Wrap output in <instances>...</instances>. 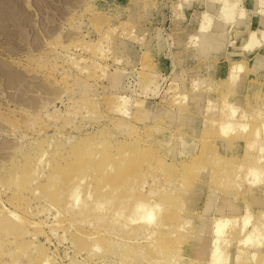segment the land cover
I'll use <instances>...</instances> for the list:
<instances>
[{"label":"rangeland","instance_id":"obj_1","mask_svg":"<svg viewBox=\"0 0 264 264\" xmlns=\"http://www.w3.org/2000/svg\"><path fill=\"white\" fill-rule=\"evenodd\" d=\"M202 24L208 26L203 31L226 37L219 38L220 49L215 45L201 55L198 48L203 35L200 29ZM253 32L261 44L248 53V50L242 48ZM263 56L264 0H0V207L2 204L13 206L12 202L17 201L15 184L22 179L19 185L27 184V178L21 177L23 172L31 173L33 168L41 170L45 165H52L53 172L63 173L64 168L73 165L72 162L57 160V151H75L81 156L88 150L87 146L89 149L97 144L111 146L118 150L107 154L102 151V147L100 159L106 156L116 164L118 159L115 156L118 158L127 152L129 158L132 156L131 161L137 169L149 168L147 177L137 174L135 177L138 178H134L137 179L136 183L132 185L129 180L131 185L127 186L129 181L126 184L122 178L100 176L101 179L94 174L92 178L90 171L89 174H78L77 170L83 168L77 166L76 174L86 176L82 184L78 183L77 193L84 191L86 194V185L90 184V180L93 184L95 180L101 179L102 183L110 184L111 188L124 186L109 201L111 205L107 202L108 208L106 203L103 204L106 207L103 210L105 214L101 213L102 209L96 211L102 220H108L111 211L121 209L120 199L116 196L123 199L122 195L128 191L124 196L125 199L129 198L126 203L128 206L123 208L128 216L131 215L134 223L128 222V217V225L121 218L118 225V222H114L110 226L119 229L118 226L125 222L129 228L136 227L134 230L131 228L132 231L124 226L128 235L125 236V232L119 229L118 234L110 240L101 235L98 238L100 249L97 247L92 250L83 246V243H89H86V234L93 225H97V219L94 218L96 214L93 211V214L87 213L91 206L84 208L83 192L79 199L83 202L75 203L78 207L74 203L72 206L67 200V207L72 206L74 210L68 208L69 213L63 210L62 203L52 204L51 200L39 203L38 199H30L26 203L33 207L35 205L34 208L39 212L36 210L28 218L42 226L37 241L34 245H27L25 255L19 257V263H25L29 258L27 255L33 259L38 258V250L45 249L49 255L54 256V264H158L161 259V264H210L213 249L220 244L227 257L222 262L224 264H264V216L261 214L264 212V204H261L264 201L258 202V198L264 196V150L258 151L264 144V63L259 62ZM235 64H241L243 69L239 73V80L232 87L226 81ZM183 88L185 91H182ZM221 111L234 113L230 116L233 123L229 117L234 129L224 133L223 138L219 137L215 142L213 137L220 129L216 123H212L219 122ZM243 124L249 126H245L244 133L257 129L258 140L254 139L257 143H253L252 149L247 150L245 145L236 149L229 140L242 130ZM121 144L123 147H120ZM42 149H46L47 156L35 168L36 156ZM211 149L222 150L223 160L236 154L251 155L253 163H249V166L247 163L236 166L237 171L240 169L238 174H224L222 186H219L220 179L217 181V173L213 170L220 163L215 160V164H205L204 160L203 168L200 169L201 165H198ZM33 150H36L35 153ZM201 152L204 155L194 160L193 156ZM188 163H192L194 168L188 166ZM250 165L251 172L245 170ZM253 167L260 173L259 181H252ZM230 175H233L232 178ZM241 177L248 178L245 180ZM234 179L236 185H233ZM42 181L43 178L38 184L39 195L46 191ZM142 181L144 185L138 189L137 184ZM167 188L168 192H164ZM151 190L153 192L150 195ZM169 193L174 195L170 197ZM162 194L165 195L164 199H161ZM138 197H148L144 198L148 202L145 209H152L154 220H160L165 225L171 223L174 230L166 234V241L163 239L155 243L154 238L164 234L162 229H154L155 221L139 220L144 210L132 211ZM102 199L98 197L97 203ZM69 201L75 202L73 198ZM209 201L212 203L207 211ZM77 208L83 209L81 213H78L80 210ZM109 209L112 210L106 212ZM80 214L82 218L79 220ZM247 214L250 215V222L242 228L243 218ZM86 216L95 219H90L92 225ZM71 217L76 218V223L77 220L84 223L69 227L67 223ZM83 217H86L88 223L82 220ZM233 217L234 220L231 219ZM216 219H222L228 225L221 238L216 235ZM137 226L141 227L139 231ZM182 229L189 232V236L192 233L193 237L180 238L188 235L184 232L183 236ZM253 229L254 236H257L247 244L244 239ZM150 230L156 231L152 238L149 235V238L146 237ZM238 230L244 231L236 233L239 236L233 235V231ZM140 231L148 232L145 235ZM46 235L50 239L48 242L45 240ZM240 239L245 242L241 243ZM225 240L232 241L228 244ZM79 245L83 248H79ZM94 252L97 254L94 255ZM17 254L20 253L14 256ZM5 259L0 260V263L5 261V264H9V258Z\"/></svg>","mask_w":264,"mask_h":264},{"label":"bare ground","instance_id":"obj_2","mask_svg":"<svg viewBox=\"0 0 264 264\" xmlns=\"http://www.w3.org/2000/svg\"><path fill=\"white\" fill-rule=\"evenodd\" d=\"M229 6H230V4H229ZM242 13H244V12H242ZM241 15V14H240ZM210 21V20H209ZM219 23V22H218ZM217 23V24H218ZM242 23V22H241ZM236 24V23H235ZM221 25V24H220ZM237 25V24H236ZM208 26L206 25V27H205V25L204 24H202V26H201V34H203L202 36H201V39H200V46H199V48L198 49H200L198 52H200L201 53V55H202V53H204V52H209L210 51V48L212 47V46H215V45H217L218 46V48H219V44H221V43H219V41L218 40H220L221 39V37H226V35L224 36H221L220 37V35H218V36H216V35H212V33L211 34H209L208 33V30L207 31H203L204 29H206ZM222 27H224V26H222ZM225 28V27H224ZM217 29V28H216ZM219 29H220V27H219ZM225 30V29H224ZM225 33V32H224ZM79 35V34H78ZM250 37V38H249ZM248 37V40L250 41H248V43H246V45L244 46V48H242V49H245V50H248L247 52L248 53H251L253 50H255L256 48H258L259 46H260V41L256 38V35H255V33L253 32V33H251L250 34V36ZM220 38V39H219ZM222 39H224V38H222ZM226 39V38H225ZM223 40H221L220 42H222ZM230 41V40H229ZM224 43H225V41H224ZM224 43H222L223 45H225ZM234 43V42H233ZM213 49H214V47H213ZM220 49V48H219ZM215 50V49H214ZM218 51V50H217ZM242 52V51H241ZM197 53V52H196ZM200 53H198V54H200ZM217 53V52H216ZM208 54V53H207ZM207 54H205V55H207ZM211 54H212V52H211ZM204 56V55H203ZM208 56V55H207ZM209 56H210V54H209ZM215 57H216V55H215ZM207 58V57H206ZM229 61H231V60H229ZM245 61V60H244ZM259 62L260 63H264V56H263V58L262 59H260L259 60ZM97 64V63H96ZM95 66V65H94ZM100 66H101V64H100ZM99 66V67H100ZM102 68H104V67H102ZM241 69H243V66L241 65V64H235L234 66H233V68H232V70L229 72V74H228V78H227V81H226V84H228V85H231L232 87H234L235 86V84H236V82L239 80V77H240V75H239V73H240V71H241ZM243 71V70H242ZM244 75V74H243ZM182 87V86H181ZM196 88V87H195ZM184 90V88L182 89V91ZM185 91V90H184ZM185 93V92H184ZM235 95V94H234ZM195 100V99H194ZM224 100H223V104H224ZM230 106H232V105H230ZM220 110H221V107H220ZM246 110V109H245ZM244 110V111H245ZM232 111V110H231ZM243 112V111H242ZM259 112V111H258ZM264 113V112H263ZM243 114H244V112H243ZM256 114V113H255ZM257 114H259V113H257ZM232 115H234V113H226V112H224V111H221V113L219 114V116H218V118H219V122L217 123V122H213L212 123V125H214L215 123L219 126V131L217 132V134H216V136H214L213 138H215L214 139V141L216 142V141H218L217 140V138H219V137H222L223 138V134L225 133V134H227V133H229L230 132V130H233L234 128H233V119L231 118L232 117ZM236 115V114H235ZM231 116V117H230ZM257 116V115H256ZM232 119V123L229 121L230 120V118ZM244 117V116H243ZM244 118H246V116L244 117ZM251 118V117H250ZM181 119V118H180ZM254 119H255V117H254ZM258 119V118H257ZM256 119V120H257ZM194 120V119H193ZM243 120V119H242ZM247 120V119H246ZM246 120H244L243 122H245ZM261 121V120H260ZM249 122V121H248ZM253 122H255V121H253ZM252 122V123H253ZM257 122V121H256ZM236 124V123H235ZM238 124V123H237ZM242 124V123H241ZM210 125V124H209ZM246 125H248V123H246ZM245 125V126H246ZM263 126H264V123L262 124ZM189 126H190V124H189ZM244 126V124L243 125H241V128H242V130L241 131H239V132H237L236 133V135H232L233 137L232 138H230L229 140H230V142H231V144L236 148V149H238L239 147L241 148L242 146H244V147H246V149L248 150V149H250L251 147H252V145H253V143L255 142L254 141V139L257 137L256 135H257V129H254V130H251L250 132H246V133H244L245 131V129H246V127L248 128L249 126H246L245 127ZM236 127H238L237 125H236ZM240 128V129H241ZM137 129V128H136ZM235 129H237V128H235ZM138 130V129H137ZM136 130V131H137ZM136 131H135V133H136ZM139 131V130H138ZM212 131V130H211ZM232 132V131H231ZM263 132H264V130H263ZM138 133V132H137ZM210 133V132H209ZM209 135V134H208ZM259 135V134H258ZM257 139V138H256ZM259 139H260V137H259ZM50 140V139H49ZM258 140V139H257ZM90 141V140H89ZM95 141V140H94ZM101 141V140H100ZM109 141V140H108ZM260 142V141H259ZM263 142V141H262ZM92 143V142H91ZM255 143H257V142H255ZM48 144V143H47ZM47 144H46V146H47ZM64 144V143H63ZM89 145V144H88ZM95 145V144H94ZM257 145V144H256ZM264 144H262L261 145V148L260 149H258V151H260V152H262L263 150H264V146H263ZM31 146H33V144L31 145ZM38 146V145H37ZM73 146V145H72ZM75 146V145H74ZM139 146V145H138ZM138 146H137V148H138ZM259 146V145H258ZM35 147V146H34ZM42 147V146H41ZM56 147V146H55ZM61 147V146H60ZM59 147V148H60ZM82 147V146H81ZM88 147V146H87ZM86 147V149H88L83 155H81L80 156V153H79V155L77 154V153H75V151L74 152H69V153H65L64 151H57V153H59V156H58V158H57V160H64L65 161V163L66 162H72L73 163V165L72 166H70V167H67V169L66 168H64L63 169V173H59V172H57V173H55V172H53V167H51V166H46L45 164H43V165H45V166H41L43 169H34L33 168V170H32V172L30 173L29 171H25V172H23V175L21 176L22 178L24 177V178H27L28 179V181H27V179H26V183L27 184H24V185H19V183H20V181L22 182V180H20V181H18L19 183H17V184H15V187H14V194H15V196L17 195V197H18V199H17V201L19 200V202H17V204H16V202H12L13 203V206H6V205H3L2 203V206L0 207V260H4L5 258H9L8 260H10V263L9 264H54V256L53 255H49L48 253H47V251L45 250V249H41V250H38V258L36 257V259L34 258H32L30 255H27L29 258L26 260V262L25 263H19V262H21V261H19V257L21 256V255H25V251L27 250V245L28 244H33V243H35V241H37V239H38V236H39V232L38 231H40L39 230V228L42 226L41 224H39L38 222H34V221H32V220H30L29 218H28V216H31L32 214H34V212L37 210V208H34L35 207V205H34V207L32 206V205H28L27 203H28V201L30 200V199H32V198H35V199H38L39 200V203L40 202H46L47 200H49V202H50V200L52 201L51 203L52 204H63V206H61L62 208H64L63 210H66L67 211V213H69L68 212V208H70V206L69 207H67V204H65L66 202H67V200H68V202H69V204H70V202H71V204H72V206H73V203L75 204H77L78 202H81L82 201V199L81 200H79L80 199V195L81 194H83L84 193V191H81L80 193H77L78 192V183H80V184H82L83 182V180L85 179V175L83 176V175H77L76 173V168H78L77 166L79 165V167H82L83 169H81V170H83V171H81V170H77V171H81L80 173L78 172V174H82L83 172L84 173H86V172H88L87 174H89V171H90V174H92V178H93V174L94 175H96L97 177H100V176H108V177H115V178H122V180H124V181H126L125 183L127 184V182L130 180V181H132V185H133V183H136V180L137 179H134V178H138V177H135V175H139V174H141V175H143V177L145 176V177H147V175H148V172H149V168H144V167H140V168H138L137 169V167H136V164H133V161H131L132 159V156H131V158H129V156L126 154V153H122L123 155L122 156H119L118 158H117V155L114 157L115 159H118L117 161H116V164H115V161L113 162H111V160H109L106 156H101V157H104V158H102V159H100V151H101V149H102V147L103 146H99V144H97V146H92L90 149L89 148H87ZM120 147H123L122 146V144H121V146ZM212 148H213V146H211ZM44 148V147H43ZM58 148V149H59ZM141 148V147H140ZM253 148H254V146H253ZM48 149V148H47ZM57 149V150H58ZM65 149V148H64ZM71 149V148H70ZM69 149V150H70ZM75 149V148H74ZM136 149V148H135ZM246 149H244V151L246 150ZM252 149V148H251ZM46 149H42V150H40V152L38 153V155L35 157L36 158V160H37V164H35L34 163V167L36 168V166L38 165V164H41L42 163V161H44L43 159H44V157L45 156H47L46 155V151H45ZM63 150V149H62ZM73 150V149H72ZM115 150H118V148H116ZM115 150L114 149H112L111 148V146H105V147H103V149H102V151L104 152V153H109V154H112V153H114L115 152ZM34 151V150H33ZM36 151V150H35ZM35 151H34V153H35ZM77 151V150H76ZM126 151V150H125ZM124 151V152H125ZM55 152V151H54ZM82 152H83V150H82ZM81 152V153H82ZM135 152V151H134ZM138 152V151H137ZM209 152V151H208ZM208 152H206V153H208ZM247 152V151H246ZM259 152V153H260ZM33 153V154H34ZM103 153V154H104ZM118 153V151L115 153V154H117ZM259 153H257L258 155H259ZM30 154V153H29ZM121 154V153H120ZM119 154V155H120ZM131 154H133V153H131ZM201 154H202V152L200 153V154H195L194 156H193V159L194 160H197L198 158H200L201 157ZM9 156L10 155H12V154H8ZM23 155V154H22ZM105 155V154H104ZM202 155H204V154H202ZM208 155V154H207ZM223 155H224V152L222 151V150H220V149H211V151L209 152V155L208 156H206V158H203V159H201L202 161H200V163L198 164V165H201L200 166V169L201 168H203V163H204V160L206 161L205 162V164H211V163H214L215 164V160L216 161H218L220 164H219V166H217V169H216V165H218V164H216L215 166H214V168L216 169V170H213V171H215V173H217L216 175H217V177H216V179H217V181L220 183H216V184H219V186L221 185L222 186V184H221V180H223L222 179V177L224 178V174L226 175V174H230V173H234V174H238V171L240 170H236L235 168H236V166L237 167H239L240 165L239 164H242V163H247V166H249V163H253V158L251 157V155H241V154H236V155H233L231 158H225L226 159V161H225V159L223 160L222 158H223ZM28 156V155H27ZM33 156V155H32ZM133 156H135V155H133ZM138 156V155H137ZM256 156V155H255ZM254 156V157H255ZM260 157V156H259ZM11 157H9V159H10ZM22 158H24V157H22ZM30 158V157H29ZM33 158V157H32ZM52 158V157H51ZM55 158V157H54ZM133 158H135V157H133ZM262 158H264V157H262ZM19 159V158H18ZM25 159V158H24ZM53 159V158H52ZM136 159H137V157H136ZM30 160V159H29ZM31 160H33V159H31ZM35 160V161H36ZM114 160V159H113ZM213 160V161H212ZM261 160V159H260ZM19 161V160H18ZM9 162V161H8ZM16 162V161H15ZM25 162H27V161H25ZM47 162V161H46ZM134 162H135V160H134ZM202 162V163H201ZM17 163V162H16ZM24 163V162H23ZM45 163V162H44ZM48 163H49V161H48ZM71 163V164H72ZM217 163V162H216ZM10 164V163H9ZM30 164V163H29ZM55 164V163H54ZM64 164V163H63ZM68 164V163H67ZM146 164V163H145ZM189 164V163H188ZM49 165V164H48ZM143 165V164H142ZM187 165V164H186ZM191 165H192V163H191ZM190 164L188 165V166H190V167H193V166H191ZM197 165V166H198ZM245 165V164H244ZM21 166V165H20ZM54 166V165H53ZM57 166V165H56ZM59 166V165H58ZM66 166V165H65ZM64 166V167H65ZM149 166V165H148ZM206 166L207 165H205V168H206ZM209 166H211V165H209ZM242 166V165H241ZM246 166V165H245ZM246 166V167H247ZM9 167H10V165H9ZM60 167V166H59ZM183 167V166H182ZM185 167V166H184ZM189 167V168H190ZM245 167V168H246ZM264 167V166H263ZM22 169L24 168V167H21ZM20 168V169H21ZM194 168V167H193ZM198 168V167H197ZM208 169H209V167H207ZM241 168V167H240ZM244 167H242L241 169H243ZM257 168V167H256ZM261 167H259L258 169H260ZM10 169H11V167H10ZM13 169V168H12ZM57 168H55V170H56ZM188 169V168H187ZM190 169H192V168H190ZM196 169V168H195ZM195 169H192V170H195ZM199 168H198V170H200ZM210 169H211V167H210ZM235 169V170H234ZM238 169V168H237ZM9 170V169H8ZM27 170V169H26ZM30 170V169H29ZM134 170V171H133ZM184 170H185V168H184ZM189 170V169H188ZM245 170H247V171H250V170H252V166L250 165V167H248V169H245ZM253 174H254V176H252V177H254V179L252 180V181H254L255 179L257 180V181H259V175H260V173H259V171L258 170H256L254 167H253ZM264 170V169H263ZM22 171V170H21ZM186 171V170H185ZM212 171V169H211V173L213 172ZM14 172V171H13ZM184 172V171H183ZM245 172V171H244ZM243 172V173H244ZM251 172V171H250ZM18 173V172H17ZM181 173V172H180ZM215 173H213V175L215 174ZM21 174V173H20ZM150 174V173H149ZM152 174V173H151ZM150 174V175H151ZM246 174H249V173H246ZM245 174V175H246ZM252 174V175H253ZM10 175V174H9ZM18 175V174H17ZM64 175L66 176V177H64ZM184 175H186V172H184ZM212 175V176H213ZM216 175H214V176H216ZM219 175V176H218ZM242 175V174H241ZM245 175H243V176H245ZM63 176V177H62ZM153 175H151V177H152ZM167 176V175H166ZM182 176V175H181ZM211 176V175H210ZM211 176V177H212ZM227 176V175H226ZM231 176V178H232V176L233 175H230ZM11 177H12V175H11ZM16 177V176H15ZM19 177V176H18ZM20 177V178H21ZM88 178V181H89V176H87ZM91 177V176H90ZM173 177V176H172ZM171 177V178H172ZM179 177H180V175H179ZM185 177V176H184ZM219 177V178H218ZM236 177V176H235ZM238 177H240V175H238ZM259 177V178H258ZM41 178H43V181H42V186H44V188L46 189V191H43L42 189V191L44 192L43 194L40 192V194H42V195H39L38 194V192H37V190L39 191L40 189H38L39 187H38V184H39V182H40V180H41ZM63 178H65L64 180H63ZM101 179H102V177H100ZM156 179H157V177H155ZM154 177H153V179H155ZM165 178V177H164ZM174 178V177H173ZM183 178V177H182ZM182 178H181V181H182ZM213 178V177H212ZM226 178V177H225ZM242 178V177H241ZM248 178V177H247ZM247 178L245 177V178H242V179H245V180H247ZM97 179V178H96ZM101 179H98V180H100V183H102V180ZM184 179V178H183ZM227 179V178H226ZM262 179H264V177L262 178ZM17 180H18V178H17ZM95 180V179H94ZM96 181L95 180V182L96 183H98L97 185H96V183H93V184H95V186L91 183V180H90V182H88V183H90L89 185H86V182L84 183L85 185H86V194L85 195H83V197H84V199H85V207L84 208H86V207H89V206H91L90 208H89V212H87L88 213V215L89 214H93V213H91L92 211L96 214L97 212V210H99V209H102V214H105V213H103V212H105V211H103V210H105L106 209V207L104 208L103 207V204H107V202H109V201H111L114 197L113 196H115L114 194L115 193H117L119 190H120V188H123L124 186H122L121 184H123L124 183V181H123V183H121L120 184V186H122V187H118L117 188V186H116V188L115 187H112L111 188V186H109L110 184H108L107 185V183L105 184L104 182L102 183V184H100L99 183V181ZM112 180V179H111ZM128 180V181H127ZM134 180H135V182H134ZM145 180V179H144ZM167 180V179H166ZM175 180H176V178H175ZM214 181H216L215 180V178L213 179ZM213 180H211L212 181V183H213ZM129 181V182H130ZM169 181V180H168ZM229 180H227V182H228ZM236 181H237V177H236ZM250 181V180H249ZM256 181V182H257ZM261 181V180H260ZM17 182V181H16ZM106 182H108V181H106ZM116 183H117V181H115ZM129 182H128V185L127 186H129V185H131V182H130V184H129ZM156 182V181H155ZM171 182V181H170ZM169 182V183H170ZM233 182V181H232ZM247 182V181H246ZM251 182V181H250ZM250 182H248V184L250 183ZM108 183H110V182H108ZM124 183V184H125ZM228 183H230L231 185H232V183L231 182H228ZM235 183V184H234ZM234 183H233V185H236V182H235V179H234ZM238 183V182H237ZM257 183H259V182H257ZM40 184V185H41ZM214 184H215V182H214ZM251 184V183H250ZM11 185V184H10ZM118 185V184H117ZM138 186H139V188L138 189H140V187H143V181L142 182H140V183H138L137 184ZM135 186V187H138V186ZM232 185V186H233ZM254 185V184H253ZM253 185H251V186H253ZM41 186V187H42ZM126 186V185H125ZM216 186V185H215ZM218 186V185H217ZM218 186V187H219ZM225 187H226V185H224ZM228 186V185H227ZM257 186V185H256ZM13 187V186H12ZM148 187V186H147ZM183 187V186H182ZM231 187V186H230ZM237 187H238V185H237ZM236 187V188H237ZM84 188V187H83ZM129 188V187H128ZM130 188H133V186L132 187H130ZM228 188H229V186H228ZM240 189H241V187H239ZM8 189V188H7ZM136 188H134V189H132V192L135 190ZM215 189H218V188H215ZM230 189V188H229ZM232 189V188H231ZM235 189V188H234ZM5 190H6V187H5ZM83 190H85V188L83 189ZM128 190H130V189H128ZM159 190V189H158ZM168 190V188L166 189V190H164V192H168L167 191ZM170 190V189H169ZM226 190V189H225ZM12 191V190H11ZM122 192H123V190H121ZM149 191V190H148ZM170 191H172V190H170ZM213 191V190H212ZM230 191H232V190H230ZM83 192V193H82ZM125 192V191H124ZM128 192V191H127ZM127 192H125L122 196H123V199H121L120 197H119V195L118 196H116V198L118 199H120L119 201H120V208L121 209H118L116 212H113V211H111L110 209H109V211H106V212H110L111 213V215L109 214V213H107V214H109L110 216H109V218H108V220H102V218L100 217V216H98L99 214H96V216L94 217L95 219H97V225H93V227H92V229H91V231H89V233L88 234H86V236H85V239L87 240L86 241V243L87 242H89L90 243V245H89V243L88 244H86V245H84V243H83V246L84 247H87L88 246V248H92V250L93 249H98L100 246H98L99 245V241H98V238L99 237H101V235L102 236H104L105 238H107V239H111V238H113L115 235H117L118 234V230L119 229H122V231L123 232H125V228L127 227V226H125V224L127 223V219H128V217H129V220H128V222H130V221H132L131 220V215L130 216H128L127 215V212L125 211V209L123 208L125 205H127L126 203L128 202V199L129 198H127V199H125V194L127 193ZM131 192V193H132ZM146 192V191H145ZM151 192H153L152 190L150 191V195H151ZM156 192V191H155ZM163 192V193H164ZM215 192V191H214ZM233 192V191H232ZM216 193V192H215ZM227 193V192H226ZM234 193V192H233ZM11 194H13V193H11ZM143 194V193H142ZM170 194V197H171V195H174V194H171V193H169ZM26 195H29V196H26ZM149 195V194H148ZM163 195L164 194H162V196H161V199H164V197H163ZM227 195V194H226ZM264 195V194H263ZM262 195V196H263ZM14 196V195H13ZM12 196V197H13ZM129 196H130V194H129ZM132 196V195H131ZM165 196V195H164ZM181 196V195H180ZM231 196V195H230ZM234 196V195H233ZM258 196V195H257ZM260 196V195H259ZM97 197V199H98V197H100V198H103L101 201H103L104 199V202H101V201H99V203H97V199H95ZM163 197V198H162ZM74 199L75 200V202H73V201H69L70 199ZM139 198V197H138ZM136 198L137 199V203H136V205L135 206H133V208H132V211H134V212H139L140 210H144L145 211V213H144V211H143V213H142V215H141V213L139 214V215H141V217H140V221L141 220H145V221H143V222H146V220L147 221H149V222H151V223H153L154 221L156 222V225L155 224H153L155 227H154V229L157 227L158 229H162V232L164 233V234H162V235H157L155 238H154V240L153 241H155V243L156 242H158V241H160V240H165V236H166V234H168L169 232H171V230L173 229V227H171L170 226V224L171 223H169V224H167V225H165V224H162V222L159 220V221H156V220H154V213H153V211H152V209L151 210H148V208H146L145 209V204L146 203H148V202H145V199L144 198H148V197H143V198ZM235 198V197H234ZM264 196L263 197H260V198H258V202H260V201H264ZM116 199V200H117ZM132 199V198H131ZM34 200V199H33ZM148 200V199H147ZM146 200V201H147ZM158 200H160V199H158ZM232 200V199H231ZM244 200H246V199H244ZM256 200V199H255ZM15 201V200H14ZM132 201H133V199H132ZM212 201V200H211ZM226 201V200H225ZM27 202V203H26ZM83 202V201H82ZM81 202V203H82ZM160 202V201H159ZM158 202V203H159ZM180 202H182V200L180 201ZM232 202V201H231ZM11 203V204H12ZM38 203V202H37ZM38 203V204H39ZM81 203H80V205H81ZM156 203V202H155ZM157 203V204H158ZM210 203H212V202H210L209 201V203L207 204V206H206V210L207 211H209V205H210ZM31 204V203H30ZM74 205V206H77V205ZM95 204V205H94ZM108 204H110V202L108 203ZM108 204H107V208H108ZM160 204H162L161 202H160ZM253 204H255V203H253ZM261 204H264L263 202L261 203ZM39 205H41V204H39ZM38 205V206H39ZM48 205V204H47ZM46 205V206H47ZM111 205V204H110ZM180 205H182V203L181 204H179V206ZM232 205V204H231ZM259 205V204H258ZM32 206V207H31ZM37 206V205H36ZM42 206V205H41ZM50 206H51V204H50ZM53 206V205H52ZM57 206V205H56ZM72 206H71V208L69 209V210H71L72 209ZM128 206V205H127ZM126 206V210H127V207ZM233 206V205H232ZM61 207L59 208L58 207V209L59 210H62L61 209ZM78 207V206H77ZM103 207V208H102ZM112 207V206H111ZM158 207V206H157ZM234 207V206H233ZM39 208V207H38ZM44 208H46L45 210H47V207H45V204H44ZM114 208V207H113ZM151 208H153V207H151ZM159 208H161V206L160 207H158V209ZM210 208H211V205H210ZM221 208V207H220ZM247 208V207H246ZM245 208V211H247V209ZM57 209V210H58ZM76 209V208H75ZM79 208H77V210H78ZM150 209V208H149ZM162 209V208H161ZM160 209V210H161ZM58 210V211H59ZM80 211H78V213L80 212L81 213V210H83L82 208L81 209H79ZM130 209H128V211H129ZM147 210V211H146ZM178 210V209H177ZM218 210V209H217ZM221 210V209H220ZM220 210H219V213H221L220 212ZM224 209H222V211H223ZM238 210V209H237ZM71 211H74L73 209L71 210ZM76 211V210H75ZM86 211V210H85ZM99 211H101V210H99ZM119 211V212H118ZM182 211V210H181ZM249 211V210H248ZM39 211L37 210V213H38ZM83 212V211H82ZM179 212V211H178ZM22 213V214H21ZM84 213V212H83ZM99 213V212H98ZM129 213H131V212H129ZM163 213V212H162ZM176 213V212H175ZM204 213V212H203ZM247 213H249V212H247ZM264 213V212H263ZM263 213H261L262 214V217L264 216V214ZM40 214V213H39ZM66 214V213H65ZM85 214V213H84ZM223 214V213H222ZM245 214H246V212H245ZM260 214V215H261ZM36 215V214H35ZM248 215V214H247ZM55 216H57V214L55 215ZM76 216V215H75ZM79 216H81L80 218H78L79 220L82 218V215L80 214ZM105 215H102V217H104ZM166 216V215H165ZM249 216L250 215H248V216H246V217H244V215H243V219H244V221H242V223H243V226H242V228H244V227H246L247 226V224H248V222H250L249 221ZM34 217V216H33ZM36 217V216H35ZM72 217H73V215H72ZM71 217V220H69L68 221V225L67 226H69V227H74L75 225L76 226H80L81 224H83L84 222H80L79 220H77L80 224H77L76 223V221H75V219L74 218H72ZM87 217V216H86ZM86 217H83L84 219H82L83 221L85 220L86 221ZM261 217V216H260ZM56 218V217H55ZM88 219H89V217H87ZM93 217L91 216L90 217V219H92ZM121 218L122 219H125V221H126V223L124 222V225H122V226H118V228L119 229H117L116 227H113V226H110V225H112L114 222H118V220L120 219V221H122L121 220ZM182 218V217H181ZM89 219V221L88 222H90V221H92V220H90ZM94 219V220H95ZM231 219H233L234 220V217L233 218H231ZM236 219H237V217H236ZM242 219V220H243ZM263 219H264V217H263ZM93 220V221H94ZM138 220V221H139ZM172 220V219H171ZM192 220V219H191ZM217 220V219H216ZM233 220H232V223H233ZM92 221V222H93ZM120 221L117 223V225L120 223ZM124 221V220H123ZM136 221V220H135ZM178 221H179V219H178ZM187 221H189V220H187ZM87 221H86V223H88ZM92 222H90V224L92 223ZM104 222V223H103ZM142 222V221H141ZM225 222V223H224ZM40 223H43V222H41L40 221ZM121 223H123V222H121ZM131 223H134L133 221L131 222ZM148 223V222H147ZM94 224V223H93ZM129 223H127L126 225H128ZM226 221H224V220H222V219H220V220H217V234L216 235H218L220 238H221V236H223V234L224 233H226L225 232V228L228 226H226ZM228 224H230L229 222H228ZM92 225V224H91ZM91 225H89V226H91ZM114 225H116V223L114 224ZM149 225H151V224H149ZM232 225V224H231ZM234 225H237V224H233V226ZM264 225V224H263ZM83 226H85V225H83ZM125 226V228H123ZM233 226H230L231 228H233L234 229V227ZM256 226V225H255ZM255 226H253V227H255ZM261 226V225H260ZM64 227V226H63ZM121 227V228H120ZM131 228H132V226H130ZM136 227V226H135ZM135 227H133L132 229L134 230V228ZM138 228H136L138 231L141 229V227L140 226H137ZM148 227V226H147ZM146 227V228H147ZM68 228V227H67ZM82 228V227H81ZM113 228V229H112ZM114 228H116V229H114ZM127 228H129V227H127ZM131 228H129V229H131ZM179 228V227H178ZM242 228H240L239 230H241ZM30 229V230H29ZM66 229V228H65ZM124 229V230H123ZM131 229V230H132ZM180 229V228H179ZM75 230V229H74ZM132 230V231H133ZM144 230V229H143ZM143 230H141V231H143ZM146 230V229H145ZM174 230V229H173ZM183 230V229H182ZM231 230V229H230ZM233 231V232H235L233 235H235L236 233H238V234H240V233H242L243 231ZM76 231V230H75ZM121 231V232H122ZM138 231H136V232H138ZM140 231V233H144L145 235H146V232H148V231H144V232H141ZM175 231H176V229H175ZM174 231V232H175ZM177 231H179L178 229H177ZM176 231V232H177ZM201 231V230H200ZM255 231H256V229H255ZM257 231H258V229H257ZM68 232V231H67ZM129 232H131L130 230H129ZM135 232V231H134ZM154 232H156L155 230H150V232L147 234V236L146 237H148V235L149 236H151V238H152V236L155 234ZM181 232V231H180ZM180 232L178 233L179 235H183L184 234V232H185V234H188L187 233V231H182L183 233H181L180 234ZM120 233V232H119ZM132 233V232H131ZM259 233V232H258ZM45 234V233H44ZM67 234V233H66ZM73 234V233H72ZM122 234H124V233H122ZM125 234H126V232H125ZM161 234V233H160ZM172 234H174V233H172ZM184 234V235H185ZM191 235L189 236V234L188 235H186V236H184V237H182V236H180V238H186V239H188L187 238V236H189V239L191 238V236L193 235L192 233H190ZM246 234V233H245ZM247 234H249V233H247ZM128 234H126L125 236H127ZM144 235V236H145ZM175 235V234H174ZM226 235V234H225ZM263 235V234H262ZM135 236V235H134ZM138 237H139V235H137ZM141 236V235H140ZM155 236V235H154ZM153 236V237H154ZM236 236H239V235H237L236 234ZM255 236H257V234L255 235ZM254 229H253V231H251V233L248 235V237L247 236H244V237H247V238H245L244 240L245 241H247L246 243L248 244V242L249 241H251L252 240V242L255 240L254 239ZM260 235L258 234V237H259ZM46 237V242H48L50 239L48 238V236L46 235L45 236ZM70 237H71V235H70ZM75 237V236H74ZM178 237V236H177ZM193 237V236H192ZM218 237V239H220ZM149 238V237H148ZM224 238V237H223ZM232 238V237H231ZM240 238V237H239ZM80 239V238H79ZM185 239V240H186ZM226 239V238H225ZM228 239V238H227ZM254 239V240H253ZM163 240V241H164ZM239 240V239H238ZM244 240H242L241 241V239H240V242L242 243V242H245ZM114 241V240H113ZM166 241V240H165ZM187 241V240H186ZM221 241V240H220ZM226 241V240H225ZM232 241V240H231ZM230 240L227 242L228 244H229V242H231ZM233 241H234V239H233ZM236 241V240H235ZM258 241V240H257ZM257 241H255V242H257ZM116 242V241H115ZM161 242V241H160ZM168 242V241H167ZM21 244V245H20ZM167 244V243H166ZM232 244V243H231ZM34 245V244H33ZM43 246H44V243L42 244ZM113 245V244H112ZM145 245V244H144ZM151 244L149 243V246H150ZM220 244H218L217 246L215 245V247H214V251H213V255H211V258H212V261H210V264H224V263H222V262H224L225 260H226V258L227 257H225L224 256V254H225V250L222 248V247H220L219 246ZM226 245V244H225ZM242 245V244H241ZM83 246H81L82 248H83ZM90 246V247H89ZM148 246V245H147ZM153 246V245H152ZM28 247H29V245H28ZM80 247V245H79V248H81ZM98 247V248H97ZM124 247H125V245H124ZM240 247V246H239ZM239 247H238V249H239ZM43 248V247H42ZM78 248V247H77ZM126 248V247H125ZM142 248V247H141ZM140 248V249H141ZM151 248V247H150ZM155 248V247H154ZM169 248V247H168ZM168 248L166 249V250H168ZM241 249H242V247H240ZM29 249V248H28ZM86 249V248H85ZM85 249H79L80 251H83V250H85ZM100 249V248H99ZM87 250H89V249H87ZM92 250H91V252H92ZM32 251V250H31ZM76 251V250H75ZM79 251V252H80ZM86 251V250H85ZM98 251V250H97ZM141 251V250H140ZM240 251V250H239ZM88 252H90V251H88ZM87 252V253H88ZM118 252V251H117ZM138 252V251H137ZM241 253H243L242 251H240ZM15 253H20L19 255L17 254L16 256H14L15 255ZM23 253V254H22ZM81 253V252H80ZM140 253V252H139ZM163 253V252H162ZM177 253V252H176ZM88 254H90V253H88ZM95 254H97V252L95 253L94 252V255ZM155 254H156V252H155ZM164 254V253H163ZM93 255V254H92ZM91 255V257H93ZM256 255V254H255ZM102 257V256H101ZM100 257V258H101ZM255 257V256H254ZM98 258V257H97ZM96 258V259H97ZM110 258V257H109ZM170 258V257H169ZM172 258V257H171ZM240 258V257H239ZM23 259V258H22ZM21 259V260H22ZM102 259V258H101ZM100 259V260H101ZM108 259V258H107ZM111 259V258H110ZM155 258H153L152 260H154ZM6 260V259H5ZM24 260V259H23ZM106 260V259H105ZM172 260V259H171ZM98 261V260H97ZM97 261H95V262H97ZM113 261V260H112ZM5 262V261H4ZM2 263V264H5V263ZM23 262V261H22ZM0 263V264H1ZM6 263H8V262H6ZM106 263V262H105ZM142 263V262H141ZM140 263V264H141ZM158 264H161V263H163L162 262V259L161 260H158V262H157ZM56 264V263H55ZM97 264V263H96ZM101 264H102V262H101ZM106 264H108V263H106ZM110 264V263H109ZM147 264V263H146Z\"/></svg>","mask_w":264,"mask_h":264}]
</instances>
